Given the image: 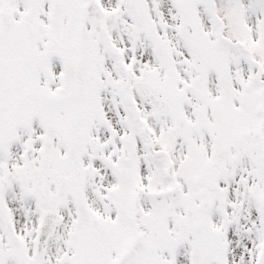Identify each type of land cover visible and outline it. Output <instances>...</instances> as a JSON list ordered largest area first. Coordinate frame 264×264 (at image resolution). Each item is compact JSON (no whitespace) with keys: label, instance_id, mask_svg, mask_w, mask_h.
I'll return each mask as SVG.
<instances>
[{"label":"snow or ice","instance_id":"snow-or-ice-1","mask_svg":"<svg viewBox=\"0 0 264 264\" xmlns=\"http://www.w3.org/2000/svg\"><path fill=\"white\" fill-rule=\"evenodd\" d=\"M0 264H264V0H0Z\"/></svg>","mask_w":264,"mask_h":264}]
</instances>
